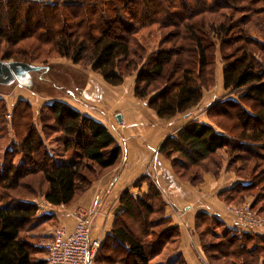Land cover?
<instances>
[{"label": "trees", "instance_id": "1", "mask_svg": "<svg viewBox=\"0 0 264 264\" xmlns=\"http://www.w3.org/2000/svg\"><path fill=\"white\" fill-rule=\"evenodd\" d=\"M52 58L90 69L111 87L134 75V97L163 120L200 103L215 85L219 59L228 94L204 108L206 122L193 119L164 138L158 153L192 186L225 167L237 181L219 199L229 205L252 196V209L264 212V0H0V60L32 66ZM5 128L12 139L0 156V264H44L34 258L42 250L33 230L55 220L38 216L32 200L74 204L121 150L106 126L58 98L34 116L30 101L16 100L9 113L0 96ZM55 134L62 163L45 142ZM142 182L145 194L119 195L122 209L96 264H150L163 249L176 250L179 230L166 203L149 177L134 186ZM235 228L196 212L206 264H264V233ZM169 264L186 263L176 253Z\"/></svg>", "mask_w": 264, "mask_h": 264}, {"label": "crops", "instance_id": "2", "mask_svg": "<svg viewBox=\"0 0 264 264\" xmlns=\"http://www.w3.org/2000/svg\"><path fill=\"white\" fill-rule=\"evenodd\" d=\"M223 67L224 65L217 59L214 87L203 92L202 99L197 106L169 120L159 119L146 106L145 102L134 97V77L132 88L128 91L123 89L117 91L121 85L111 87L97 75L98 77L95 78L97 86L92 85V89H86L85 92L82 90L78 93L67 92V98L60 100L81 114L106 126L120 147L121 156L118 163L103 177L95 181L74 204L69 206L52 205L48 215L53 216L55 224L48 229L51 231L56 227H64L67 231H71L77 211L80 208L85 209L90 204L94 193H98L101 197V208L95 218L91 237L99 238L102 241L109 232L115 216L122 209L119 195L124 190H128L134 196L145 194L148 190L146 182H142L139 186H134V184L140 177L147 176L155 183L166 203L165 214L170 217L171 225L176 226L179 230L176 250L163 249L158 256L150 261V264L157 263L156 260L164 256L167 251L166 260H173L176 253H180L186 264H206L198 236L194 231V216L198 211H205L219 217L232 228H240L232 220V217L225 214V204L218 197V193L233 185L237 181V177L223 167L217 177L206 173L200 185L192 186L175 176L170 162L158 153V147L164 138L175 135L187 122L193 119L206 122L204 108L212 101L224 98L228 94L223 87ZM37 97L39 98V96ZM2 98L6 100L5 96ZM33 98L31 94L18 97L16 100L26 99L30 101L32 107H36L35 105L39 102L36 115L42 105L53 99L41 101L39 98V101L32 104ZM117 114H119L120 120L116 118ZM9 136L11 140L12 135L9 134ZM145 172L148 175H144ZM39 201L45 203L43 198H40ZM37 215L41 217L43 214L37 212Z\"/></svg>", "mask_w": 264, "mask_h": 264}, {"label": "rangeland", "instance_id": "3", "mask_svg": "<svg viewBox=\"0 0 264 264\" xmlns=\"http://www.w3.org/2000/svg\"><path fill=\"white\" fill-rule=\"evenodd\" d=\"M1 61L13 62L12 60H1ZM48 65L51 66L50 69ZM48 65H42V64L32 65L35 67H39L40 69L35 72H31L29 76L24 77L20 82L14 81L10 84L0 83V96L6 97V100H7V101L5 100L6 108L8 109L9 113L12 110V107H11L12 104L16 101L18 97H21V96L25 97V96L32 94L34 98L31 100V102L32 104H34V102L39 101V98L41 101L45 99H47L45 101H49L50 98L51 99L52 98L61 99L65 97L67 98V95H66L67 92L78 93L79 91H82V90L85 92L86 89H92L91 88L93 87L92 85L97 86V81L95 78H97L98 76L97 74L93 73L90 69H82L80 66L72 65L70 61L66 59H61V58L50 59L48 62ZM133 77L134 75L131 77H127L124 83L117 89V91H119L120 89H123L124 91L130 90V88H132ZM27 80H29L31 84L34 85V88L36 87L38 91H36L34 88H33L34 90L33 91L30 88L26 87L24 83ZM37 96H39V98ZM35 106L36 107H32L34 108L33 109L34 116H36L35 112L39 106V102ZM6 119L7 120L10 119V116L8 114L6 115ZM56 136H57L56 134L52 135V137H50L49 139H46L45 142L51 150L56 152L55 157L57 161L59 163H62L64 162V156H63L61 148H59L54 142V138ZM9 142H10V136L7 133V128H5L4 130L0 131V156L2 155L4 148ZM19 159H20V156H17L16 160H19ZM40 198L42 197L34 198L32 201L41 202L39 201ZM252 201H253V197L248 196L243 200L242 203L247 202L250 204V202L252 203ZM240 204H229V205L225 204V214L229 217H232L230 214L227 213L226 207L230 205H240ZM250 207H251V204H250ZM251 210L256 215L264 214V212L257 213L256 211L252 209V207H251ZM232 220L236 222V220L233 217H232ZM54 224L55 223H45V224L38 226L34 230L33 234H36V236H38L37 238L38 246L43 240H46L49 237L50 229H48V227ZM256 231L264 233V227H262L261 229L259 228ZM41 250H42L41 253H37L36 255H34V258L40 259L44 262L43 260L44 251L42 248ZM167 254H168V251L165 253L164 256L156 260L158 261L157 263H153V264H169L171 260H168V259L166 260L165 256Z\"/></svg>", "mask_w": 264, "mask_h": 264}, {"label": "built area", "instance_id": "4", "mask_svg": "<svg viewBox=\"0 0 264 264\" xmlns=\"http://www.w3.org/2000/svg\"><path fill=\"white\" fill-rule=\"evenodd\" d=\"M144 175H148V173L145 172ZM34 203L37 205L38 213L48 214L51 212L52 205L50 203L46 201L45 203L37 201ZM100 208L101 197L98 193H94L90 204L85 209L80 208L77 211L71 231H67L64 227H56L51 230L49 237L39 244L44 251V264H96L95 257L100 239L92 238L91 232ZM226 211L236 220L235 223L245 230L256 231L264 227V214L253 213L247 202L227 206Z\"/></svg>", "mask_w": 264, "mask_h": 264}, {"label": "water", "instance_id": "5", "mask_svg": "<svg viewBox=\"0 0 264 264\" xmlns=\"http://www.w3.org/2000/svg\"><path fill=\"white\" fill-rule=\"evenodd\" d=\"M39 69V67L23 63L4 62L0 60V83L10 84L14 81L20 82L24 77L29 76L31 72ZM116 118L120 120L119 114L116 115Z\"/></svg>", "mask_w": 264, "mask_h": 264}]
</instances>
